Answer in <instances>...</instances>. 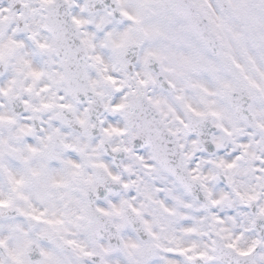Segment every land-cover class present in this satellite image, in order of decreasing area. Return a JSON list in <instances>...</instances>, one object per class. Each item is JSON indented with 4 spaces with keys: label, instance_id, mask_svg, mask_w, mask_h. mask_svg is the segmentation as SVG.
I'll use <instances>...</instances> for the list:
<instances>
[{
    "label": "clouds",
    "instance_id": "9594fccd",
    "mask_svg": "<svg viewBox=\"0 0 264 264\" xmlns=\"http://www.w3.org/2000/svg\"><path fill=\"white\" fill-rule=\"evenodd\" d=\"M0 264H264V0H0Z\"/></svg>",
    "mask_w": 264,
    "mask_h": 264
}]
</instances>
